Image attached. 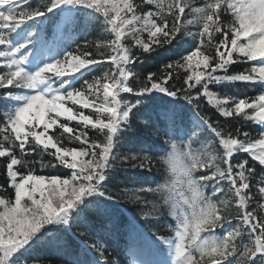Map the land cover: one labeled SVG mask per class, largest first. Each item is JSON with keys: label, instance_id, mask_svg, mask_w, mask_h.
Instances as JSON below:
<instances>
[{"label": "snow or ice", "instance_id": "obj_1", "mask_svg": "<svg viewBox=\"0 0 264 264\" xmlns=\"http://www.w3.org/2000/svg\"><path fill=\"white\" fill-rule=\"evenodd\" d=\"M142 110L165 147L140 151L191 163L179 203L123 189L175 221H130L129 264H264V0H0V264H119L81 222L118 205L115 161L151 171L114 153Z\"/></svg>", "mask_w": 264, "mask_h": 264}, {"label": "clouds", "instance_id": "obj_2", "mask_svg": "<svg viewBox=\"0 0 264 264\" xmlns=\"http://www.w3.org/2000/svg\"><path fill=\"white\" fill-rule=\"evenodd\" d=\"M173 143L175 148L170 144L168 152L159 157L162 181L158 185L157 193L170 201L175 200L179 203L178 192L176 196H173V192L178 188V179L182 177L183 171L190 166L191 162L185 148L179 142Z\"/></svg>", "mask_w": 264, "mask_h": 264}, {"label": "trees", "instance_id": "obj_3", "mask_svg": "<svg viewBox=\"0 0 264 264\" xmlns=\"http://www.w3.org/2000/svg\"><path fill=\"white\" fill-rule=\"evenodd\" d=\"M101 29H97L96 31H95V37L92 39V40H95V39H97L98 38V36L100 35V33H101ZM161 58H165V54H163V52L161 53ZM211 115H213L214 116V118H215V113L214 112H212V111H210L209 112ZM222 119V118H221ZM134 127V126H133ZM247 127V126H246ZM131 130H134V129H128L126 132H127V137H129L130 135H131ZM126 135V134H125ZM125 137V139H126V141L125 142H123V145L124 146H126V147H117V149L115 150V154H118V155H129V156H131V155H133V154H136L137 155V153L134 151V148H127V144H128V140H127V138H126V136H124ZM154 160V164H153V166H152V169H151V171L152 172H154V171H156L158 174H160V175H162L161 174V171H160V165H159V162L154 158L153 159ZM117 161H119V162H121V161H123L122 159H118ZM125 162V161H124ZM128 164H130L131 165V162H126V165H128ZM66 172V169L64 170V169H60L58 172L57 171H53L52 172V174L53 175H60L61 177H63V175H64V173ZM114 176L115 177H121V179H122V171H120V172H117L116 174H114ZM118 181H119V179H118ZM109 187L113 190V192H114V194H116V193H118L119 194V196H124L122 199H119V201L123 204V202H126L127 204H132L133 206H134V208H136V207H138V209L136 210V212H137V215H139L140 217H142L143 218V216H142V209H141V207L140 206H138V205H136V204H134V203H132L130 200H128V198L124 195V192L122 191V192H119V190H118V187H117V182H115V180L112 178V180L109 182ZM122 189H125V188H122ZM144 194V197L145 196H152L151 195V193L150 192H148V193H143ZM149 201H151V200H149ZM154 202H156L157 203V201L156 200H154ZM158 205H159V203H157ZM143 210H146V209H143ZM90 215H92V216H97L96 215V211H93L92 213H89ZM161 218H162V215L159 217V219L156 221V219H153V220H150V221H148V223H152V225L154 226V227H156L157 228V225H159L161 228H163L164 227V225H162V221H161ZM98 219H99V217H98ZM145 220V219H144ZM90 221H94L92 218H90ZM156 225H155V224ZM94 234H96L95 233V230L93 229V228H89Z\"/></svg>", "mask_w": 264, "mask_h": 264}, {"label": "bare ground", "instance_id": "obj_4", "mask_svg": "<svg viewBox=\"0 0 264 264\" xmlns=\"http://www.w3.org/2000/svg\"><path fill=\"white\" fill-rule=\"evenodd\" d=\"M213 117H214V116H213ZM151 139H152V137H151V136H148V137L145 139L144 142H146V144L148 145V144L150 143ZM134 143H135V146H136V147H139V145H137V139H136V141H135ZM102 225H103V222L97 220L95 223H91L88 227H89V228L91 227V228H95V229H96V227H101Z\"/></svg>", "mask_w": 264, "mask_h": 264}, {"label": "rangeland", "instance_id": "obj_5", "mask_svg": "<svg viewBox=\"0 0 264 264\" xmlns=\"http://www.w3.org/2000/svg\"><path fill=\"white\" fill-rule=\"evenodd\" d=\"M68 170H66V172H67Z\"/></svg>", "mask_w": 264, "mask_h": 264}]
</instances>
